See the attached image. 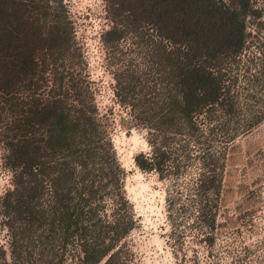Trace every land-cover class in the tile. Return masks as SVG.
Instances as JSON below:
<instances>
[{
    "label": "trees",
    "instance_id": "trees-1",
    "mask_svg": "<svg viewBox=\"0 0 264 264\" xmlns=\"http://www.w3.org/2000/svg\"><path fill=\"white\" fill-rule=\"evenodd\" d=\"M104 1L110 26L101 40L108 55L120 61L128 41L140 56L114 72L115 93L130 107L131 123L154 136L151 152L136 154L135 162L163 179L177 161V136L197 138L200 116L235 110L228 68L248 45L249 25L264 29V6L255 0ZM110 123L84 74L63 0H0V140L12 172V187L0 197L11 252L5 264H64L71 251L79 264H121L136 217ZM213 164L197 186L198 221L212 236L226 206V179L232 181L223 174L228 156L221 175Z\"/></svg>",
    "mask_w": 264,
    "mask_h": 264
},
{
    "label": "rangeland",
    "instance_id": "rangeland-1",
    "mask_svg": "<svg viewBox=\"0 0 264 264\" xmlns=\"http://www.w3.org/2000/svg\"><path fill=\"white\" fill-rule=\"evenodd\" d=\"M63 2L95 102L111 122V137L125 170L124 188L136 217L135 227L123 241L120 263L264 264V29L249 25L252 36L248 45L228 68L235 110L200 116L203 133L197 138L177 136L172 145L177 161L172 163L170 175L161 179L156 170L143 171L136 165V154L151 152L149 138L154 136L147 128L131 123L130 107L115 93L114 72L124 62L140 57L138 52L127 41L120 61L108 55L101 40L102 32L110 26L104 0ZM255 3L264 6V0ZM250 123L254 128L247 133ZM6 151L0 140V197L12 187ZM224 155L229 166L223 174L232 181L226 179V206L217 214L212 236L198 221L201 192L197 186L210 174L213 163L221 175ZM171 198L176 199L173 210ZM77 254L69 252L64 264H79ZM10 259L8 230L0 215V264Z\"/></svg>",
    "mask_w": 264,
    "mask_h": 264
}]
</instances>
